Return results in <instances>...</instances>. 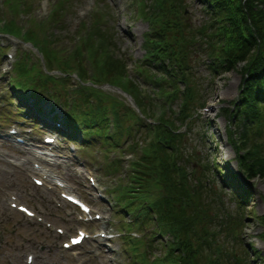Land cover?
Wrapping results in <instances>:
<instances>
[{
  "label": "trees",
  "instance_id": "obj_1",
  "mask_svg": "<svg viewBox=\"0 0 264 264\" xmlns=\"http://www.w3.org/2000/svg\"><path fill=\"white\" fill-rule=\"evenodd\" d=\"M61 2L51 0L43 17H31L34 26L30 29H20L12 16L0 17V31L31 42L42 60L41 68L33 65L36 61L29 60L27 51L20 49L11 60L14 75L7 79L11 91L22 94L27 90L34 103L47 94L57 103L54 87H60L67 93L61 97L64 101L60 120L73 135L105 134L109 127L112 128L109 138L115 146L127 134L129 125L144 128L146 139L143 143L140 140L137 160L130 162L124 195L126 206L136 202L140 210L137 217L153 215L156 230L168 238L162 245L164 251L154 258L153 264H249L251 247L242 244L239 235L241 213L249 193L238 182V173L247 178L264 175V151L260 150V144L245 147L243 142L246 131L252 129L257 134L264 131V0H199L204 16L194 26L179 16L183 0H136L134 13L146 24L141 33L142 57L132 68L140 76L139 82L136 77H128L129 68L114 52L108 29L97 25V9L90 12L88 24L79 22L76 28L79 34L74 39L70 36V46H56L65 57H71L60 61L61 69H65L63 77L49 74L54 67L59 68L52 63L55 50L47 49V41L54 40L56 35L49 32L39 47L34 40V27L43 24L42 29L46 30L57 19L54 15ZM5 4L13 13L18 9V0H5ZM19 8L28 7L22 4ZM197 51L205 56V65L212 73L239 64L237 96L233 103L220 107L238 129L237 134L226 132V143L233 148L238 172L223 169L222 163L213 161L201 164L216 177H222L221 182L234 200L232 212L211 201L200 182L188 184L187 172L178 164L188 123L197 115L196 106L202 104H195L197 88L190 73V61ZM71 72L75 74L72 87L66 80ZM99 79L127 92L138 111L124 106V111L119 110L120 100L94 87ZM140 84L148 86L144 89ZM18 88L22 91L18 92ZM76 92L77 100L73 98ZM151 101L158 105L157 114L152 112ZM171 104L176 105L175 109ZM175 120L183 129L182 125L174 124ZM107 136L108 133L102 135ZM133 147L135 144L131 142L126 148L133 150ZM117 160L119 163L120 159ZM260 218L264 219V214Z\"/></svg>",
  "mask_w": 264,
  "mask_h": 264
},
{
  "label": "rangeland",
  "instance_id": "obj_2",
  "mask_svg": "<svg viewBox=\"0 0 264 264\" xmlns=\"http://www.w3.org/2000/svg\"><path fill=\"white\" fill-rule=\"evenodd\" d=\"M50 1L18 0L17 8L23 4L29 10L20 9L18 10L19 13L17 12L15 15L9 9V6L5 5V1L1 3L0 0V14L5 19L12 16L16 24L21 26L20 28L30 29L34 26L31 19H35L34 17L39 18V16L43 17L48 12ZM183 1L182 12L179 15L181 19L192 26L200 23L204 12L199 8V0ZM135 6L136 0H62L59 4L58 13L54 15L57 19L52 20L46 30L42 29L43 24L34 27L36 32L34 40L39 47L45 41L43 37H48L49 32L56 35L53 38L54 40L47 41V49L52 48L55 50L56 56L54 57L55 60L52 59V63L55 62L59 68L54 67V70L49 71V74L63 77L65 69H61L60 61L69 59L70 56L65 57L67 55L60 53L56 46L61 44L70 46V36L72 33H77L74 30L76 25L81 20L87 22L89 20L87 14L90 13V10L94 9L95 12V9H97L99 12L97 14V25L101 29H108V34L110 33L114 42V52L125 60V65L129 68L128 77H136L135 80L141 81L140 76L133 73L132 68L134 62L140 61L142 57L141 33L146 29V24L143 18L141 19L134 13ZM0 43L2 46L0 48V264H25L22 256L25 248L33 252L34 257L31 264H61L64 260H67L68 263L72 262L66 252L67 250L60 249L57 244L63 236L57 237L53 230H47L42 224L36 223L33 218H27L16 211L14 207L7 205L10 199L8 193L15 197L14 201H23L25 204L32 206L36 211L35 213L40 214L42 219H46L49 223L52 221L53 224H63L68 228V232L71 231L74 223H81L88 230H91L95 228L96 224L99 225L105 220L108 226L111 227L110 233L114 232L110 238L107 237L113 249H106L99 242L102 239L91 236V238L83 240L82 245L78 248V251L82 253L81 258H84L82 264H152L151 256H157L164 251L161 246L168 241V238L165 233H159L156 230L153 215L142 217L143 214H138V217L135 216L140 211L136 207V202L133 201L126 206L124 195V181L131 169L128 164L137 160L136 157L139 155L137 144L140 140L143 143L146 139L143 135L144 128L129 125V131L121 139H118L115 146L112 139L109 138L111 136L109 133L112 131V128L109 127L105 133H108V136L104 138L102 137V135H105L103 133L97 135L88 133L86 137L77 135L66 139L62 135L56 134L53 140L54 145L51 148L52 152L59 155L54 159V162H58V164L51 167L54 170L53 172H60L64 176V182L72 188L70 191L73 192L74 190L86 198L85 200L92 201L103 216L99 221L97 219L96 221L91 220V222L79 220L76 209L70 207L71 204L60 200L54 189L34 185L30 179L31 171H33L32 164L29 162L31 157L26 161L22 158L18 160V157L24 156V151H19L16 146L8 144L6 137L2 135L5 127L9 124H20L24 130L30 122L13 119V116L16 115L13 112L15 109L13 99L17 97L14 95L12 99L8 97L10 96V89H8L7 79L8 76L14 75V72L10 70L11 60L19 53L20 49L27 51L29 60L36 61L33 62V65L38 64L41 68L42 60H40L38 50H35L34 47L30 48L27 42L19 40L15 36L0 33ZM28 47L33 51L29 52ZM5 53L10 56L5 55ZM193 58L190 61L192 62L190 73L191 79L194 80L197 88V101L195 104L198 105L199 102H202V104L196 106L197 115L188 123L189 125L184 134L185 138L180 146L182 154L178 164L187 172L188 184L200 182V185H204L202 189L211 201L215 200L218 205H222L223 208L232 212L235 208L234 200L228 194L225 184L221 182L222 177H216L208 169H204L203 164L213 161L218 165L223 164V169L238 172V165L233 158V148L226 143L225 139L227 131L237 134L238 129L236 124L231 121V117L223 112L219 105L228 106L231 102H234L237 96L240 77L237 70L239 64L232 69H227V71L219 70L217 73H212L205 65V56L202 53L197 51ZM67 61L71 62V60ZM73 76V74L70 77L67 76L68 79L66 78V80L71 83L68 86H73ZM33 77L35 78L34 75ZM95 84L94 87L99 88L101 92L109 93L111 97L121 101V104L118 105L119 110L124 111V107L135 109L136 106H134L131 97L117 91L111 84L105 81L101 82V79ZM147 86L146 84H140V87L144 89ZM6 89H8L7 92ZM54 89L55 95L58 96L57 100H59L57 103L52 104L47 94H43L38 101L41 108H48L51 104L53 106L50 109L52 112L62 114L61 108H63L62 102L64 100L61 97H65L67 93H64L60 87H54ZM17 90L18 92L22 91L20 88ZM73 95V98L77 100L78 93L76 92ZM151 102L152 112L157 114L158 105H153L154 101ZM171 105L172 109H175L176 105ZM6 113H10V115L5 117ZM45 118H47L46 115ZM147 120L151 121L152 119ZM127 122L131 124L129 118ZM174 124L177 126L182 125L177 120L174 121ZM38 128V126L35 129L32 127V130H28L25 135L27 141L31 142L32 147L39 143L35 140L40 135L41 128ZM180 128L183 129V125ZM246 132V138L243 141L245 145H243L248 147L252 143H259L260 150L264 151V131L261 130L257 134L250 129ZM131 142L135 144L133 150L126 148ZM74 143L77 148L73 149ZM29 156L30 154H28ZM117 159H120L119 163ZM130 159L131 161H129ZM78 169L81 170L80 173L79 171L75 172ZM88 169L91 170V174L94 173L98 176L94 177L96 180L94 189L88 182L84 181L85 172ZM220 174H222V171H220ZM238 182L242 186H246L249 193L244 201L246 205L241 213L242 225L239 229L241 242L246 244L248 248L251 247L248 253L249 258H251L249 264H264V219L261 220L260 218L264 214V175L256 174L251 178H247L238 173ZM101 189L105 198L96 200V197L93 196L94 190L99 191ZM153 191L156 192V190ZM53 199L60 200L59 207L52 203ZM117 231L122 235H119ZM95 240H98L99 253L97 258L90 257L91 254L83 251L85 246H90ZM40 242L43 243V246L39 249L38 244ZM228 243L229 239H226V245ZM86 255L90 256L87 258Z\"/></svg>",
  "mask_w": 264,
  "mask_h": 264
},
{
  "label": "bare ground",
  "instance_id": "obj_3",
  "mask_svg": "<svg viewBox=\"0 0 264 264\" xmlns=\"http://www.w3.org/2000/svg\"><path fill=\"white\" fill-rule=\"evenodd\" d=\"M29 153H31V155H33V157H37L40 160H43V162H45V163L49 162V160L51 159V155L50 154H52V152L47 150V148L45 150L42 149V148H36V149L30 151ZM47 169H48V167H43V165L39 164L37 171H38V173H40L39 177L41 179H42V177H44V180L48 179L49 181H54V182L61 181V178H59V176L55 175L54 173H50ZM58 191H62L61 188H59Z\"/></svg>",
  "mask_w": 264,
  "mask_h": 264
}]
</instances>
